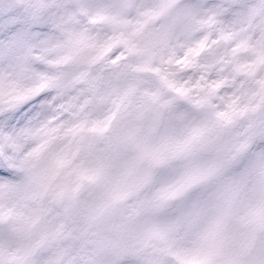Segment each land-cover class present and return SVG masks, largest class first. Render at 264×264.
Returning <instances> with one entry per match:
<instances>
[{"label":"snow or ice","instance_id":"snow-or-ice-1","mask_svg":"<svg viewBox=\"0 0 264 264\" xmlns=\"http://www.w3.org/2000/svg\"><path fill=\"white\" fill-rule=\"evenodd\" d=\"M0 264H264V0H0Z\"/></svg>","mask_w":264,"mask_h":264}]
</instances>
